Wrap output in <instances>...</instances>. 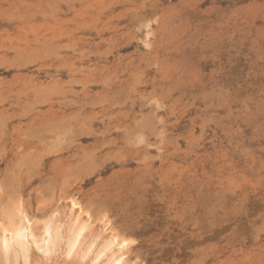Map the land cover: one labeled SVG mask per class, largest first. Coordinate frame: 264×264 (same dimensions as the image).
Segmentation results:
<instances>
[{
	"label": "rangeland",
	"instance_id": "obj_1",
	"mask_svg": "<svg viewBox=\"0 0 264 264\" xmlns=\"http://www.w3.org/2000/svg\"><path fill=\"white\" fill-rule=\"evenodd\" d=\"M117 261L264 264V0H0V264Z\"/></svg>",
	"mask_w": 264,
	"mask_h": 264
},
{
	"label": "bare ground",
	"instance_id": "obj_2",
	"mask_svg": "<svg viewBox=\"0 0 264 264\" xmlns=\"http://www.w3.org/2000/svg\"><path fill=\"white\" fill-rule=\"evenodd\" d=\"M60 150V149H59ZM96 188V187H95ZM88 225H90V223L88 224ZM13 233H12V235H11V239L14 241V242H16L17 244H18V246H20V247H23L25 244H24V241H25V232H24V229H16V230H14V231H12ZM30 235H31V233H30ZM32 236V235H31ZM77 239V238H76ZM11 241V240H10ZM35 241V240H34ZM12 242V241H11ZM112 242V241H111ZM110 242V244H108V246L110 247V249H113V247H114V245L115 246H118L120 249H123L124 248V246H125V243H120L119 242V244L117 243V244H113V243H111ZM105 243V242H104ZM3 244H4V246H8V244H9V241L8 240H6V239H4V241H3ZM102 246H103V244H102ZM131 248V247H130ZM128 249V247H127V249H128V253H129V257H131V256H134L135 258H139V257H143V258H146L147 257V255H145V254H142V255H138V254H140V253H138V254H136V253H134V255H133V253H132V251H131V249ZM77 249V248H76ZM133 249V248H132ZM111 251V250H110ZM109 252V251H108ZM155 259V258H154ZM156 262V261H155ZM119 264V261H117V262H115V263H113V264ZM108 264V263H107Z\"/></svg>",
	"mask_w": 264,
	"mask_h": 264
}]
</instances>
